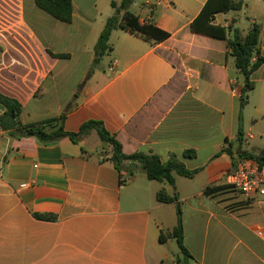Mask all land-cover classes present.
Wrapping results in <instances>:
<instances>
[{"label":"crops","instance_id":"0c3cea01","mask_svg":"<svg viewBox=\"0 0 264 264\" xmlns=\"http://www.w3.org/2000/svg\"><path fill=\"white\" fill-rule=\"evenodd\" d=\"M113 1L121 0H72L73 21L64 23L35 0H0V92L20 102L24 125L66 114L65 130L78 132L100 121L126 155L175 156L200 172L175 174L172 186L149 180L135 163L116 169L95 131L78 144H45L0 126V264H180L177 240L168 237L179 212L189 264H264V196H244L226 181L239 160L241 113V149L264 153V64L241 110L246 78L227 41L192 30L208 0H136L131 9L141 1L140 21L170 37L148 42L117 28L108 69H95ZM238 1L241 10L216 14L212 23L232 27L229 38L260 25L264 57V0ZM4 112L0 104V118ZM91 136L100 141L93 151L81 145ZM227 148L233 157L221 153ZM162 190L178 201L159 202Z\"/></svg>","mask_w":264,"mask_h":264},{"label":"trees","instance_id":"16d2710c","mask_svg":"<svg viewBox=\"0 0 264 264\" xmlns=\"http://www.w3.org/2000/svg\"><path fill=\"white\" fill-rule=\"evenodd\" d=\"M136 0H121L118 4L116 1L112 2V7L115 9V14L108 19L106 26L99 38L95 47L94 65L98 64L110 49L109 41L114 30L122 28L140 36L148 42L160 43L167 40L170 34L159 28L153 21L142 23L140 17L131 11ZM36 5L51 15L57 20L64 23H71L73 21V2L72 0H35ZM242 3L238 0H208L202 12L192 23V30L195 33L208 35L215 39L226 40L227 47L231 55L235 59V66L240 74L248 78V83L244 84L241 95V110L247 103L248 92L253 89L254 85L250 78L263 64L264 57L261 55L260 44V25H253L245 37H242L240 32L236 29L233 37L229 38V34L233 31L232 27L224 28L213 25L212 21L216 14L227 13L230 11L241 10ZM49 53L55 58H68L69 55ZM0 104L5 108L4 114L0 118V126L3 131L7 132L14 138H31L35 137L45 144L57 143L63 138H68L75 144H78L85 136L95 131L98 138L102 142L104 154L108 157L116 169L129 168L130 164H137L146 173L149 180L166 182L175 186V174L186 178H194L200 170H189L187 167L175 156L171 157L168 162H163L162 159L154 154L135 153L133 155H126L123 152L122 144L104 127L100 121L85 122L78 132H69L65 130L64 123L66 114L60 117H54L39 123L24 125L21 122V115L23 113L22 105L16 99L7 97L0 92ZM242 113L240 115V129L237 137V142L240 144L238 156L239 159L250 158L259 162L264 166V153H254L243 151L241 149L244 143V133L242 129ZM54 129V130H52ZM221 153H225L233 157L232 149L227 148ZM187 157H194L193 152L187 151ZM212 189H207L206 193ZM221 189H215V191ZM157 199L162 203H174L178 201V195L170 196L164 190L158 192ZM34 217L42 221H56L57 217L47 214L35 213ZM169 238L177 240L181 251L180 264H189L192 256L184 245V227L182 214L179 212L178 225L172 233L168 235Z\"/></svg>","mask_w":264,"mask_h":264},{"label":"built area","instance_id":"2783aa9c","mask_svg":"<svg viewBox=\"0 0 264 264\" xmlns=\"http://www.w3.org/2000/svg\"><path fill=\"white\" fill-rule=\"evenodd\" d=\"M115 64L113 65L114 68ZM230 187L244 196H264V166L254 159H239L227 175ZM259 234H263L261 231Z\"/></svg>","mask_w":264,"mask_h":264},{"label":"rangeland","instance_id":"374dc122","mask_svg":"<svg viewBox=\"0 0 264 264\" xmlns=\"http://www.w3.org/2000/svg\"><path fill=\"white\" fill-rule=\"evenodd\" d=\"M106 2H108L109 4V0H105ZM120 2V1H119ZM103 3V2H101ZM109 7V5H107ZM141 1H138L137 5H134V7L131 9L132 12H134L135 14H139L138 16H142L140 13H141ZM239 20V27L243 30V29H246V26H247V20L245 18V15L243 13L240 14V19ZM109 54H106L104 56V58L98 63L96 64L95 66V69H98L100 71H103V70H107L108 67H107V63L109 62V59H107ZM88 81V77L85 76L83 81H82V84H81V87H83V85ZM100 144V141L99 139L95 136H91L90 139H85L81 142V145L91 151H93L97 145ZM182 257V256H181Z\"/></svg>","mask_w":264,"mask_h":264},{"label":"water","instance_id":"95a60500","mask_svg":"<svg viewBox=\"0 0 264 264\" xmlns=\"http://www.w3.org/2000/svg\"><path fill=\"white\" fill-rule=\"evenodd\" d=\"M248 81H249V79H248V78H246V79H245V84H246V83H248ZM52 130H54V129H52Z\"/></svg>","mask_w":264,"mask_h":264}]
</instances>
